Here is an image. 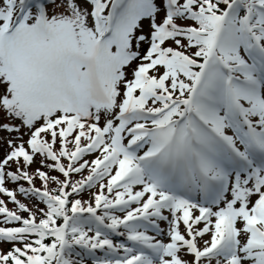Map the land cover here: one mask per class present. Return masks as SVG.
Segmentation results:
<instances>
[{
    "label": "snow or ice",
    "instance_id": "6c2138e0",
    "mask_svg": "<svg viewBox=\"0 0 264 264\" xmlns=\"http://www.w3.org/2000/svg\"><path fill=\"white\" fill-rule=\"evenodd\" d=\"M0 264H264V0H0Z\"/></svg>",
    "mask_w": 264,
    "mask_h": 264
},
{
    "label": "rangeland",
    "instance_id": "374dc122",
    "mask_svg": "<svg viewBox=\"0 0 264 264\" xmlns=\"http://www.w3.org/2000/svg\"><path fill=\"white\" fill-rule=\"evenodd\" d=\"M9 187H10V186H9ZM12 206H14V205L11 204V207H12Z\"/></svg>",
    "mask_w": 264,
    "mask_h": 264
}]
</instances>
